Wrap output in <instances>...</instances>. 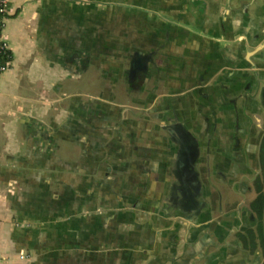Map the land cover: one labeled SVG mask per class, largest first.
Listing matches in <instances>:
<instances>
[{
    "label": "crops",
    "instance_id": "crops-1",
    "mask_svg": "<svg viewBox=\"0 0 264 264\" xmlns=\"http://www.w3.org/2000/svg\"><path fill=\"white\" fill-rule=\"evenodd\" d=\"M11 8L25 19L0 74V264L264 261L243 233L264 0Z\"/></svg>",
    "mask_w": 264,
    "mask_h": 264
},
{
    "label": "flooded vegetation",
    "instance_id": "flooded-vegetation-1",
    "mask_svg": "<svg viewBox=\"0 0 264 264\" xmlns=\"http://www.w3.org/2000/svg\"><path fill=\"white\" fill-rule=\"evenodd\" d=\"M257 136V153L255 159V169L253 172L254 180L252 185V200L250 206L255 220L253 225L249 229H245V239H249L253 249L259 248V253L264 254V126L260 129L256 128L253 132ZM259 196H263L262 201L259 200ZM257 264V261L254 262ZM259 264H264L262 261Z\"/></svg>",
    "mask_w": 264,
    "mask_h": 264
},
{
    "label": "built area",
    "instance_id": "built-area-1",
    "mask_svg": "<svg viewBox=\"0 0 264 264\" xmlns=\"http://www.w3.org/2000/svg\"><path fill=\"white\" fill-rule=\"evenodd\" d=\"M13 12L11 0H0V74L8 71L14 60L10 40L5 33Z\"/></svg>",
    "mask_w": 264,
    "mask_h": 264
},
{
    "label": "rangeland",
    "instance_id": "rangeland-1",
    "mask_svg": "<svg viewBox=\"0 0 264 264\" xmlns=\"http://www.w3.org/2000/svg\"><path fill=\"white\" fill-rule=\"evenodd\" d=\"M24 19H25L24 12L20 10L17 15L10 18V20L7 24L8 25V31H11V32L17 31V28L20 25V22Z\"/></svg>",
    "mask_w": 264,
    "mask_h": 264
},
{
    "label": "trees",
    "instance_id": "trees-1",
    "mask_svg": "<svg viewBox=\"0 0 264 264\" xmlns=\"http://www.w3.org/2000/svg\"><path fill=\"white\" fill-rule=\"evenodd\" d=\"M262 199H263V196H259V200L262 201Z\"/></svg>",
    "mask_w": 264,
    "mask_h": 264
}]
</instances>
